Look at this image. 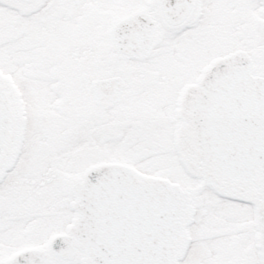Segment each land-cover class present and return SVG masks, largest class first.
Wrapping results in <instances>:
<instances>
[{
  "label": "snow or ice",
  "instance_id": "6c2138e0",
  "mask_svg": "<svg viewBox=\"0 0 264 264\" xmlns=\"http://www.w3.org/2000/svg\"><path fill=\"white\" fill-rule=\"evenodd\" d=\"M0 264H264V0H0Z\"/></svg>",
  "mask_w": 264,
  "mask_h": 264
}]
</instances>
